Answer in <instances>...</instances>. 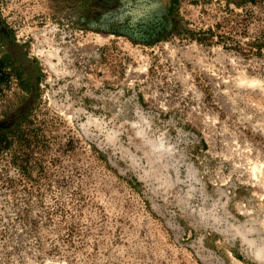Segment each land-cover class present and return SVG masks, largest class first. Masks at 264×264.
Masks as SVG:
<instances>
[{
	"label": "rangeland",
	"instance_id": "374dc122",
	"mask_svg": "<svg viewBox=\"0 0 264 264\" xmlns=\"http://www.w3.org/2000/svg\"><path fill=\"white\" fill-rule=\"evenodd\" d=\"M169 3L0 0L47 75L0 264H264V0Z\"/></svg>",
	"mask_w": 264,
	"mask_h": 264
},
{
	"label": "trees",
	"instance_id": "16d2710c",
	"mask_svg": "<svg viewBox=\"0 0 264 264\" xmlns=\"http://www.w3.org/2000/svg\"><path fill=\"white\" fill-rule=\"evenodd\" d=\"M178 4L179 0H171L168 12L173 13ZM12 37L15 43V35ZM26 47L17 43L13 46L14 50H6L0 58V96L13 83L20 89L19 93H15L17 102L9 100L2 109L1 116L4 118L0 120V154L9 155L21 174L30 177L37 169L32 145H36L39 136L32 126L33 111L41 98V84L46 81L47 75L40 60L30 55Z\"/></svg>",
	"mask_w": 264,
	"mask_h": 264
},
{
	"label": "flooded vegetation",
	"instance_id": "af4514ba",
	"mask_svg": "<svg viewBox=\"0 0 264 264\" xmlns=\"http://www.w3.org/2000/svg\"><path fill=\"white\" fill-rule=\"evenodd\" d=\"M171 4V0H170V3H169V5ZM169 5H168V7H167V10H168V8H169ZM175 12V11H174ZM173 12V13H174ZM173 13H169V14H173ZM165 32V31H164ZM143 34V33H142ZM162 36L164 33H163V31H155L154 32V34H151V33H148L147 35H148V37L149 38H152L153 37V35L154 36ZM12 35H15V33L8 27V26H6L5 24H3L2 26H0V58L3 56V54H4V52L6 51V50H14L13 49V46L15 45V44H24V45H27L28 46V41H20L17 37H16V35H15V37H16V42L14 43L13 42V37H12ZM27 48V47H26ZM28 49V48H27ZM30 53V52H29ZM31 55V54H30ZM42 85V84H41ZM9 88H11V87H9ZM14 90V92L16 91V92H20V89L18 88V89H13ZM6 91H8V89H5V92ZM21 104V103H20ZM20 104H17V105H20ZM16 105V106H17ZM13 114V113H12Z\"/></svg>",
	"mask_w": 264,
	"mask_h": 264
}]
</instances>
